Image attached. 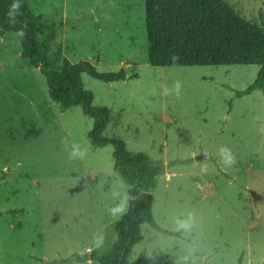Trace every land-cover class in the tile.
Returning <instances> with one entry per match:
<instances>
[{
	"label": "rangeland",
	"instance_id": "1",
	"mask_svg": "<svg viewBox=\"0 0 264 264\" xmlns=\"http://www.w3.org/2000/svg\"><path fill=\"white\" fill-rule=\"evenodd\" d=\"M224 1L264 22V0ZM26 2L58 25L52 49L68 64L124 72L115 83L81 76L92 107L110 111L103 137L163 165L152 191L161 231L142 225L128 263L264 264V94L236 97L259 67L151 66L144 0ZM21 51L15 34H0V264H98L78 257L110 248L128 187L112 147L90 145L92 120L80 107L61 113ZM73 144L83 158H70Z\"/></svg>",
	"mask_w": 264,
	"mask_h": 264
},
{
	"label": "trees",
	"instance_id": "2",
	"mask_svg": "<svg viewBox=\"0 0 264 264\" xmlns=\"http://www.w3.org/2000/svg\"><path fill=\"white\" fill-rule=\"evenodd\" d=\"M19 4L17 15H9ZM148 62L154 67H259L255 80L236 97L255 91L264 94V22H249L224 0H144ZM23 32V35L18 33ZM13 33L21 45V57L45 78L49 100L61 113L80 107L92 120L88 134L94 149L111 146L112 169L128 187V207L111 229L115 240L104 252L96 249L78 257L81 262L129 264L133 248L141 240L142 225L161 231L156 224L152 191L163 165L144 153L129 152L124 141L103 137L110 121L106 107H92L93 94L83 87V74L104 83L124 82L122 70L99 73L88 62L68 64L53 51L59 27L29 9L26 0H0V34ZM229 107V112H230ZM131 264H146L138 259ZM240 264V259L238 260Z\"/></svg>",
	"mask_w": 264,
	"mask_h": 264
},
{
	"label": "clouds",
	"instance_id": "3",
	"mask_svg": "<svg viewBox=\"0 0 264 264\" xmlns=\"http://www.w3.org/2000/svg\"><path fill=\"white\" fill-rule=\"evenodd\" d=\"M12 11H10L9 15L11 17H13V20H14V15H17L19 14L18 13V9H19V4L18 3H14L12 6ZM19 35H23V32L21 31L20 33H18ZM175 91H176V94L179 95V92H180V88H181V84L179 81H177L175 83ZM165 94H168V90H166ZM226 151V149H222L221 150V153L223 154L224 152ZM85 151L81 150L80 149V146L77 145V144H73V148H72V151L70 152V158H83L85 156ZM225 163L227 164H231V163H234V160L229 157L225 160ZM114 211H122V209L120 208H117L115 209ZM191 227L190 223L188 222V220H178L177 221V228L178 230L179 229H189Z\"/></svg>",
	"mask_w": 264,
	"mask_h": 264
}]
</instances>
